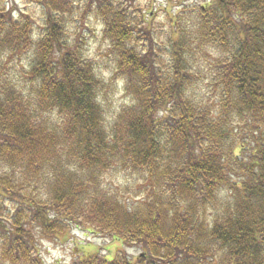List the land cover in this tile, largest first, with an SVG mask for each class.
I'll return each instance as SVG.
<instances>
[{"label": "trees", "instance_id": "16d2710c", "mask_svg": "<svg viewBox=\"0 0 264 264\" xmlns=\"http://www.w3.org/2000/svg\"><path fill=\"white\" fill-rule=\"evenodd\" d=\"M18 1L0 5V264H44L38 234L71 229L124 249L70 264H264V0H178L157 23L138 0Z\"/></svg>", "mask_w": 264, "mask_h": 264}, {"label": "rangeland", "instance_id": "374dc122", "mask_svg": "<svg viewBox=\"0 0 264 264\" xmlns=\"http://www.w3.org/2000/svg\"><path fill=\"white\" fill-rule=\"evenodd\" d=\"M178 0H138L140 5L144 7L147 11L150 9L159 10L155 18V22L164 21L163 20V9H172L175 11L177 9ZM7 3V6L11 7L13 5L17 9L24 10L25 6L20 5L18 0H3L0 1V5ZM172 7V8H171ZM30 7L29 9H32ZM162 10V11H161ZM91 31H85L86 45L84 46V51L86 55H89L95 61L99 62V67L101 71L102 78L106 80H111V70L112 66L106 62V48L103 41L98 37L99 28L94 21L90 25ZM94 35H92V33ZM106 57V58H105ZM108 59V58H107ZM23 66L26 64L23 63ZM111 75V76H110ZM107 96L109 99V104L107 107L108 116H111L120 107L124 106L127 100L124 97L122 84L120 81L114 80L113 85L109 86L107 91ZM113 172L109 175H113L110 180H106L104 185H106L112 191L122 192L123 199H129L132 201L134 199V194L132 191L128 190L126 184H132L134 177L125 176ZM107 175V176H109ZM117 188H120L118 190ZM37 251L44 264H70L74 260L84 259L83 257L98 254L102 258L111 261L116 258L124 248H121L119 242H115L105 237H93L92 235L86 233L82 230L71 229L69 233L60 235L57 239H47L44 236L38 234L37 236ZM129 259H134L139 251L136 249H125Z\"/></svg>", "mask_w": 264, "mask_h": 264}]
</instances>
